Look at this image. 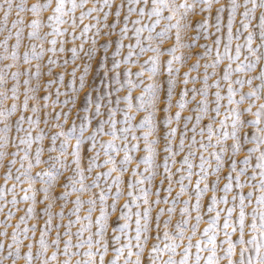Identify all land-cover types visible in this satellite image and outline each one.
Masks as SVG:
<instances>
[{"label": "snow or ice", "instance_id": "1", "mask_svg": "<svg viewBox=\"0 0 264 264\" xmlns=\"http://www.w3.org/2000/svg\"><path fill=\"white\" fill-rule=\"evenodd\" d=\"M0 36V264H264V0H0Z\"/></svg>", "mask_w": 264, "mask_h": 264}, {"label": "rangeland", "instance_id": "2", "mask_svg": "<svg viewBox=\"0 0 264 264\" xmlns=\"http://www.w3.org/2000/svg\"><path fill=\"white\" fill-rule=\"evenodd\" d=\"M32 2H35V0H27V3H32ZM116 2L118 3L119 2V0H116ZM222 2H224V0H222ZM78 14V13H77ZM13 17H10V19H12ZM85 22H87V21H85ZM225 23H226V18H225ZM0 38H2V36H0ZM25 43H27V40H25ZM78 43V42H77ZM125 43H127V41L125 42ZM235 43V42H234ZM23 49H21V51H22ZM151 53H149L148 55H150ZM146 58V57H145ZM241 59H243V57H241ZM2 63L3 62H0V66H2ZM94 67H95V72L94 73H92V72H90V74H89V78H88V80H89V83L90 84H95L96 85V87H100L101 88V90H103L102 89V86L100 85V79H101V77H102V71L98 68V66H95L94 65ZM184 70H186V69H184V68H182L181 69V71L183 72ZM55 71H60L59 69H56ZM193 75H195V73H192ZM77 76H79V73H77ZM68 79H69V77L66 75L65 76V81L67 82L68 81ZM214 79V78H213ZM225 82H223L222 81V84H224ZM254 83H258V81H254ZM70 86V85H69ZM197 86H199V85H197ZM189 87H191V85H189ZM236 87H239L238 85L236 86ZM53 88H55V86H53ZM246 88H247V86H246ZM61 91H64V89L62 88L61 89ZM139 90H137V92H138ZM211 91H215V89L213 88V89H211ZM226 93V84H225V87L222 89V95L223 94H225ZM136 93H134V95H135ZM61 99H63V97H61ZM174 99H175V97H174ZM197 99H199V97H197ZM225 103H226V100H225ZM175 110V109H174ZM222 111H223V109H222ZM185 115H187L188 113L187 112H185L184 113ZM40 127H44V125L43 124H41V126ZM45 131H48V129H45ZM104 139L106 140V139H108L107 137H104ZM141 167H143V166H141ZM99 170V169H98ZM126 176H127V174H126ZM91 177H89V179H90ZM193 182H195V177H193ZM3 183V179H2V170H0V184H2ZM86 195V194H85ZM162 195H163V193H162ZM218 195H221V193H218ZM208 196H210V193H208V194H206V196L204 197V199H205V201L207 200V198H208ZM73 198H74V196H73ZM69 206H71V205H69ZM221 207H223V205H220ZM85 207H86V205H85ZM18 215H19V213H18ZM81 215H83V212L81 213ZM94 216L95 215H98V212L97 213H94L93 214ZM175 218H179L178 217V213H177V215H176V217ZM13 223H15V220L13 221ZM205 225L202 223L201 224V230L203 229V227H204ZM10 231V230H9ZM61 231H63V230H61ZM73 231H75V229H73ZM193 251H195L194 249H193ZM50 252H51V249H49V254H50ZM178 258V257H177ZM18 264H23V262L22 261H19L18 262Z\"/></svg>", "mask_w": 264, "mask_h": 264}]
</instances>
